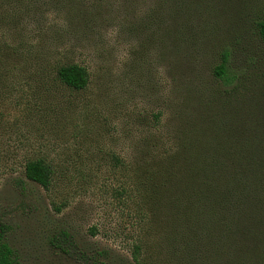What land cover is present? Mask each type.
Listing matches in <instances>:
<instances>
[{
    "label": "trees",
    "instance_id": "1",
    "mask_svg": "<svg viewBox=\"0 0 264 264\" xmlns=\"http://www.w3.org/2000/svg\"><path fill=\"white\" fill-rule=\"evenodd\" d=\"M185 3L0 0V103L7 110L28 86L34 102L22 109L36 108L44 117L43 105L56 102L58 87L86 90L89 69L61 50L72 37L116 21L140 45L135 67L148 69L156 100L155 111L133 116L139 138L131 159L112 162L127 178L116 196L125 206L131 202L139 218L133 263L264 264V80L251 66L235 68L227 48L210 82L191 79L160 93V61L168 64L193 38ZM257 26L264 45V19ZM37 152L24 161L23 176L49 190L57 164ZM0 225V264H18L9 227ZM50 243L81 263L107 264L98 258L103 252L81 251L67 230Z\"/></svg>",
    "mask_w": 264,
    "mask_h": 264
},
{
    "label": "rangeland",
    "instance_id": "2",
    "mask_svg": "<svg viewBox=\"0 0 264 264\" xmlns=\"http://www.w3.org/2000/svg\"><path fill=\"white\" fill-rule=\"evenodd\" d=\"M183 9L193 38L175 49L169 65L160 61V93L191 79L210 82L227 48L235 68L251 66L264 80L257 26L264 19V0H186ZM137 43L122 35L116 21L89 36L80 33L61 52L89 69L86 90L58 87L56 102L43 105L44 117L36 108L22 109L25 102H34L28 86L7 110L0 103V224L9 227L7 238L18 264H85L51 245L62 230L89 256L103 252L98 258L107 264H134L139 218L131 202L125 206L116 196L127 178L112 162L114 156L131 159L139 138L133 116L156 110L148 69L135 67L142 51ZM39 148L57 164L49 190L23 176L24 161ZM63 204L57 212L55 205Z\"/></svg>",
    "mask_w": 264,
    "mask_h": 264
}]
</instances>
